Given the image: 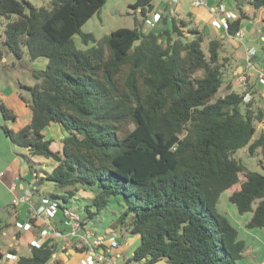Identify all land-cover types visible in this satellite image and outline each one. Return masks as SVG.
I'll return each instance as SVG.
<instances>
[{"label": "trees", "instance_id": "obj_1", "mask_svg": "<svg viewBox=\"0 0 264 264\" xmlns=\"http://www.w3.org/2000/svg\"><path fill=\"white\" fill-rule=\"evenodd\" d=\"M153 2L132 5L144 24ZM105 4L51 0L50 8H36L27 1L0 0L1 17L18 16L6 30L9 49L18 58L25 48L32 61L48 60L44 69L32 70L37 83L22 86L30 94L21 99L32 111L31 122L17 131L4 127L5 135L32 156L55 162L39 179L64 190V202L78 187L93 193L84 210L89 222L116 200L122 209L112 227L140 237L130 261L237 264L246 244L216 208L221 194L240 184L231 203L240 214L253 212L249 229H264V173H244L232 157L248 146L250 154L261 148L264 158V129L257 134L264 111L245 102V94L229 92L231 86L219 94L222 39L212 40L205 52L204 34L184 20L165 16L159 32H145L136 22V28L115 30L101 41L82 33ZM249 5L264 10V0ZM246 19L241 12L228 34L236 35ZM77 34L94 45L77 49ZM0 110L5 120L16 121L2 103ZM52 125L63 130L59 151L44 134ZM128 125L133 128L124 132ZM34 165L31 173L39 177ZM62 242L41 238L40 247L31 245L30 255L18 256L17 264H63L57 258Z\"/></svg>", "mask_w": 264, "mask_h": 264}, {"label": "rangeland", "instance_id": "obj_2", "mask_svg": "<svg viewBox=\"0 0 264 264\" xmlns=\"http://www.w3.org/2000/svg\"><path fill=\"white\" fill-rule=\"evenodd\" d=\"M27 1L36 8L46 7L50 8L51 0H19ZM137 0H106L105 6L99 13L94 15L81 29L82 33H91L94 35L97 41H101L104 36L110 35L113 31L128 28H136V22L141 24L144 22V17L140 13V9L135 10L132 5ZM251 0H223V2L235 6L236 12L241 15L244 12L248 15V33H244V38L241 39L243 44L247 47L254 46L258 50V65L257 70L264 71V10L262 12L254 9L247 10L246 7L250 6ZM156 8L159 6L166 7L168 5L169 15L171 17L176 10H179L177 15L185 16L184 21L188 24V28H197L204 36V42L202 48L205 52H208L209 43L218 38L217 31L205 22L197 21L193 17H186V13L190 12V8H195L194 0H179V3H172L171 0H154ZM210 3V1H209ZM225 5V4H224ZM217 9L226 10L227 7L218 5ZM152 12L148 15V18H152ZM18 16L12 15L10 18L0 16V51L2 55L0 57V103L4 104L7 108L11 109L16 116V121L5 120L2 111L0 110V173H4L5 176L0 178V264H16L17 261H6L2 259L3 255L7 252L15 250V242L19 240V236L23 234V230L16 227L18 221L27 222L30 219L29 208L30 205L24 203L21 199L25 195V191L20 188L19 180L12 178L13 165H17L19 162L21 166L30 170V177L36 178L33 187L37 188L34 195H32V202H39L42 198L57 200L62 207H77L79 211L84 212L85 207L89 204L93 197V193L86 191L83 188L78 187L74 191L75 196L70 202H64L61 197L67 196L64 190L56 187L51 182H40V177L45 176V172H51L55 166V162L43 157L32 156L25 148L15 146L12 141L5 135L4 127H8L12 130H17L22 127L23 122L26 120L25 116L21 114L17 103L18 95L24 96L27 100L30 98V94L27 90H24L22 86L35 85L37 81L34 79L33 69H44L46 66H42L43 62H48L46 58H39L36 61H32L29 58L27 50L24 48L20 58H18L7 46V34L6 30L10 23L16 21ZM177 20H180L176 18ZM144 24V23H143ZM165 27L162 24V28H155L144 24L143 30L150 32L155 30L158 32ZM160 30V31H161ZM239 39V38H238ZM75 46L79 50H87L94 44H84L80 35L77 34L73 37ZM223 47L220 53V64L223 65L224 83L221 87L219 94L224 96L228 91L227 88L231 86L229 92H236L238 94L250 93L253 97L249 103H252L253 109L261 108L264 111V85L260 84L258 79V72L255 69H248L245 66L244 57L237 52V44L232 40L225 41L222 39ZM240 47V46H239ZM4 58V59H3ZM255 61H257L255 59ZM256 63V62H255ZM248 69V70H246ZM246 71L247 82L244 84L241 81V77ZM132 125L125 126L124 132L131 130ZM264 129V122L257 124V130L259 134ZM49 138L51 134H54L52 141H57L58 146L51 145L52 150L59 151L62 148V139L59 138L60 134L55 136L56 132L48 130ZM56 139V140H55ZM57 148L59 150H57ZM232 157L242 163L245 168V172L253 171L258 173H264L262 163L264 164V158L261 148L257 149L254 154H250L249 147L239 149L232 154ZM14 163V164H13ZM12 167L8 169L11 165ZM35 164L37 166V172L39 177L31 173L30 165ZM41 174V176H40ZM43 174V175H42ZM241 180H244V176L241 173ZM33 181V178L30 182ZM29 182V181H28ZM26 182V188H30V184ZM240 188V184L234 186L232 189L225 191L221 194L219 202L217 204V212L225 216L229 222L235 227L239 233V239L245 242L246 250L243 257L237 261V264H264V229L254 228L249 229L247 224L250 222L253 212L240 214L237 207L231 203L230 196L232 193ZM73 188H71L72 190ZM59 198H57V197ZM56 197V198H55ZM40 198V200H39ZM77 205V206H76ZM256 207V204L253 205ZM121 207L118 205L115 199H113L107 209L97 215L92 221V232L109 238L113 234L117 235L123 242L127 243L129 236L124 233L121 228L108 227L110 222L120 213ZM31 209V208H30ZM32 211V210H31ZM17 212L21 213V216L17 217ZM62 219V212L56 216V220ZM60 224V222H59ZM107 231L104 232L105 228ZM29 253L24 252V256Z\"/></svg>", "mask_w": 264, "mask_h": 264}, {"label": "built area", "instance_id": "obj_3", "mask_svg": "<svg viewBox=\"0 0 264 264\" xmlns=\"http://www.w3.org/2000/svg\"><path fill=\"white\" fill-rule=\"evenodd\" d=\"M172 3H179V0H171ZM194 4L197 7H206L208 0H194ZM213 20L212 26L218 30L224 31L228 37L235 40H241L244 38V32L239 30L236 35L232 36L228 34L229 24L236 21L239 15L233 11L223 9H212ZM162 20L161 9L157 10L152 18L146 20V25L153 26ZM239 38V39H238ZM264 41V37H262ZM258 50L255 47L247 48L245 51V66L248 69H255L259 76L260 84L264 85V71H259L256 68L255 59L257 58ZM246 69V70H248ZM246 71L241 77L242 83L247 82ZM252 100V96L249 93L245 94L244 101L249 102ZM4 177V173H0V178ZM16 180H19L16 179ZM33 186V185H31ZM25 190V196L21 199L24 203L30 205L32 210V220L26 223L17 222L16 227L22 230L38 229V236H36L31 245L40 247L39 240L41 238H55L62 239L64 244L61 243V252L68 254L70 246L74 247V250H79L83 254L82 264H118L117 249L119 247L118 236L113 234L109 238L99 236L92 231L84 230L82 226L88 224V220L85 219L84 212L79 211L77 207H62L57 201L49 198H42L40 203L34 204L31 198L34 195L33 190ZM77 206V205H76ZM62 212V226L63 230L57 228L56 216ZM5 260L17 261L18 256L12 253H8ZM127 264V263H124Z\"/></svg>", "mask_w": 264, "mask_h": 264}, {"label": "crops", "instance_id": "obj_4", "mask_svg": "<svg viewBox=\"0 0 264 264\" xmlns=\"http://www.w3.org/2000/svg\"><path fill=\"white\" fill-rule=\"evenodd\" d=\"M209 1H210V3H209ZM218 5L226 6L227 7L226 10L233 11V12L237 13L236 10H235L234 4L233 5L228 4V6H227L226 3L223 2V0H208V4H207L206 7H203V6L202 7H197L194 4L195 8H193V9L190 8V12L186 13V17L190 16V17H193L197 21H201L202 23L203 22L207 23V25L211 26L213 29H215L217 31V36H218L219 39H223L225 41L232 40V42L237 44V48L239 49L237 52H239V55L241 57H244V59H245V51H246L247 48H250V47H247L245 44H243V42L241 40L231 39L230 37L227 36V34L224 31L216 29L211 24V22L213 20L212 9L216 8ZM160 9H161V14H162V20L160 22H158V23H155V28H158V27L162 28V24H164L163 17H165V16L171 17L169 15V11L167 10L168 9V5L166 7H164V6L163 7L159 6L158 8L155 7L153 12L155 13L157 10H160ZM246 9L250 10L251 7L247 6ZM178 12H179V10H176V12L174 11V13H172L173 14L172 16H174V18H178L180 20H184L185 16L177 15ZM260 12H262V11H260ZM248 28H249L248 27V19H246V20L243 21L242 27H241L240 30L243 31L244 33H248L249 32ZM252 47H254V46H252ZM258 59L259 58H256L257 61H255L257 65H258ZM47 63L43 62L42 66L43 67L47 66ZM257 65H256V68H257ZM31 86H33V85H31ZM16 100H17V103H16L15 106H18L22 116L24 115L25 119H26L23 122L22 127L19 128V129H21V128H23L24 126H26L27 124H29L31 122V120H32V111L27 106V104L21 99L20 94L18 95V98ZM19 129H17V130H19ZM50 129H51V131L56 132L55 136L57 135V132L59 131L58 132V134H60L59 138H61V139L63 138V136H64L63 135V130L58 125H52L49 128H47L44 131V134H45L46 137L49 136L48 130H50ZM49 138L50 139H54L55 138L54 134H51V136ZM53 142H55V145L58 146V142L57 141H53ZM52 145H54V143H52ZM57 150H59V149L57 148ZM13 164H11L8 167V169L11 168ZM12 168H13L12 178L13 179L20 178V181H19L20 182V188L23 191L28 189V188H26V185H25L26 182L29 181L28 183L31 186L32 183H34V181L36 180L34 175H32L33 176L32 177L33 181L30 182V180L32 179L30 177V175H29L30 174V170H27V168H24L23 166H21L19 162L17 163V165H13ZM4 176H5V174H4ZM33 193H35V191H33ZM39 200H40V198H39ZM35 203L36 202H34V204ZM38 203H40V201L37 202L36 204H38ZM29 214H30V219L29 220L31 222V220H32L31 219L32 218V211H31L30 208H29ZM20 216H21V213L17 212V217L19 218ZM18 222H21V221H18ZM57 222H59V221L57 220ZM115 222H116V220L114 219L113 221L110 222L108 227L109 228H110V226L112 227V224L115 223ZM21 223L24 224L26 222H21ZM90 224H92V222L88 221V225L85 226V230L92 231V229H91L92 226ZM108 227L105 228L104 232L107 231ZM20 230H22V229H20ZM35 234L38 236V234H39L38 229H31V230H27V231L23 230V234L21 235L20 239L15 242V250L17 251V253H16L17 256H22V255L24 256V252H26V251L29 253L28 255H30L31 241L33 240L34 237H36ZM128 236H129V239H128L127 243L123 242L122 239H120L118 237L119 247H118L116 253H117V255H119V257L117 258V262H118V264H124V263H127V264H140V263H136V262L130 261L132 259V256H133L136 248L140 245V237L139 236L130 235V234H128ZM62 244H64V242H62ZM61 249L62 248L59 247V253L57 255V258L60 259L63 264H82L81 261L83 259V254L79 250H74V247L70 246L69 250H68V254H65L64 252H61ZM8 253H12V252H7V254ZM6 255L2 256L3 260H5ZM7 261H10V260H7ZM158 264H167V263L164 262V261H161Z\"/></svg>", "mask_w": 264, "mask_h": 264}]
</instances>
